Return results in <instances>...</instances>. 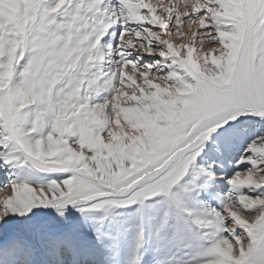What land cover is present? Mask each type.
<instances>
[{"label": "snow or ice", "instance_id": "obj_1", "mask_svg": "<svg viewBox=\"0 0 264 264\" xmlns=\"http://www.w3.org/2000/svg\"><path fill=\"white\" fill-rule=\"evenodd\" d=\"M0 264H264V0H0Z\"/></svg>", "mask_w": 264, "mask_h": 264}]
</instances>
